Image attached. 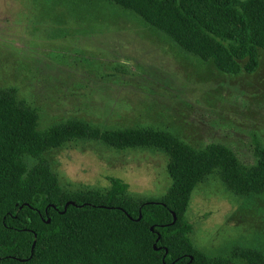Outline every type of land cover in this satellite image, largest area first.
<instances>
[{"label": "rangeland", "instance_id": "obj_1", "mask_svg": "<svg viewBox=\"0 0 264 264\" xmlns=\"http://www.w3.org/2000/svg\"><path fill=\"white\" fill-rule=\"evenodd\" d=\"M258 55L253 74L227 75L106 0H0V89L36 111L40 129L72 120L151 129L196 148L224 145L248 163L253 137L264 146V50ZM42 158L69 192L104 194L117 178L126 195L159 200L171 184L158 149L84 139ZM185 215L205 255L241 249L264 258V195L235 196L215 173L196 185Z\"/></svg>", "mask_w": 264, "mask_h": 264}, {"label": "trees", "instance_id": "obj_2", "mask_svg": "<svg viewBox=\"0 0 264 264\" xmlns=\"http://www.w3.org/2000/svg\"><path fill=\"white\" fill-rule=\"evenodd\" d=\"M106 1L221 73L258 69L264 0ZM38 122L12 90L0 89V264H264L248 250L228 257L200 252L185 215L196 185L215 173L235 196L264 195V146L256 137L251 161L243 163L224 145L196 148L166 132L101 130L74 120L40 129ZM84 139L114 150L164 151L168 191L159 200L135 199L117 178H108L104 194L64 190L42 154Z\"/></svg>", "mask_w": 264, "mask_h": 264}, {"label": "water", "instance_id": "obj_3", "mask_svg": "<svg viewBox=\"0 0 264 264\" xmlns=\"http://www.w3.org/2000/svg\"><path fill=\"white\" fill-rule=\"evenodd\" d=\"M48 222V221H47Z\"/></svg>", "mask_w": 264, "mask_h": 264}]
</instances>
